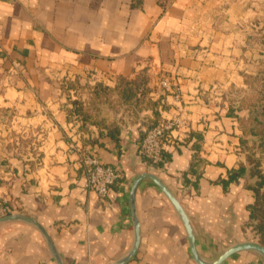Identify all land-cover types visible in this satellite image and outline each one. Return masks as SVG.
Returning <instances> with one entry per match:
<instances>
[{"label":"crops","instance_id":"1","mask_svg":"<svg viewBox=\"0 0 264 264\" xmlns=\"http://www.w3.org/2000/svg\"><path fill=\"white\" fill-rule=\"evenodd\" d=\"M174 117L185 127L152 166L140 142ZM80 149L121 172L103 199L85 188ZM146 172L179 200L204 257L264 245V0H0V201L10 213L40 223L64 264H111L132 244L130 194ZM135 205L141 243L128 264H195L150 180ZM0 264L57 263L34 226L12 221L0 225ZM224 264L264 263L241 252Z\"/></svg>","mask_w":264,"mask_h":264},{"label":"water","instance_id":"2","mask_svg":"<svg viewBox=\"0 0 264 264\" xmlns=\"http://www.w3.org/2000/svg\"><path fill=\"white\" fill-rule=\"evenodd\" d=\"M144 180H150L152 183H154L169 201L177 218L180 220V222L182 223L185 229L190 256L195 264H224L232 256L241 252H252L258 255L264 263V245H262L260 242H257L255 240L235 242L230 246L226 247L225 249L221 250L220 252H213L210 258L204 257L199 252L197 247L198 237L194 229V226L189 216L185 212L184 208L182 207L181 203L179 202V200L175 197V195L172 193V191L168 188V186L164 183V181L160 177H158L156 174H153L151 172H146L139 175L136 178L130 194V205H131L130 214L134 228L133 229L134 237L132 244L130 248L119 259L112 262L111 264H128L132 259H134V257L136 256L139 250L141 243V228H140V222L138 219L135 202H136V192L138 186ZM12 221H23L34 226L43 236L50 251V254L54 258L55 262L57 264H64L63 259L60 256L59 252L57 251L48 231L40 223H38L34 219L28 218L21 214L9 213L7 216L0 218V225Z\"/></svg>","mask_w":264,"mask_h":264},{"label":"built area","instance_id":"3","mask_svg":"<svg viewBox=\"0 0 264 264\" xmlns=\"http://www.w3.org/2000/svg\"><path fill=\"white\" fill-rule=\"evenodd\" d=\"M160 85L164 91L174 89L169 78H162ZM185 127V122L177 118H162L145 132L139 145L140 154L152 166H159L165 160L164 145L169 143L172 133ZM79 163L85 172V188L94 192L99 198L107 196L111 186L120 178L121 172L116 168L103 164L98 158L86 150H79ZM10 208L4 201H0V218L10 213Z\"/></svg>","mask_w":264,"mask_h":264},{"label":"rangeland","instance_id":"4","mask_svg":"<svg viewBox=\"0 0 264 264\" xmlns=\"http://www.w3.org/2000/svg\"><path fill=\"white\" fill-rule=\"evenodd\" d=\"M61 86H63L64 88H66L67 90H71V91H73V90H78V86H81L80 85V82H78V81H63L62 82V84H61ZM82 87V86H81ZM74 92V91H73ZM252 95V94H251ZM256 95L253 93V95L250 97V99L252 100V101H255L256 100ZM110 99H112V96L111 95H106L105 96V99H103L101 102H102V105H103V107H104V104L107 102V100H110ZM261 233V232H260ZM260 239L262 238L263 239V235L262 236H260L259 237Z\"/></svg>","mask_w":264,"mask_h":264},{"label":"trees","instance_id":"5","mask_svg":"<svg viewBox=\"0 0 264 264\" xmlns=\"http://www.w3.org/2000/svg\"><path fill=\"white\" fill-rule=\"evenodd\" d=\"M142 84V83H141ZM140 84V85H141ZM129 85V86H128ZM128 85H126V86H128V90H129V94L130 95H132V92H131V90H136L137 88L132 84H128ZM104 90H102L101 92H103ZM75 104H78V102L77 101H73ZM243 171V169H240V170H233L232 172H230V175H229V180H228V182H231V181H233V180H235L240 174H241V172ZM261 183L262 182H264V176L261 178ZM261 199V206L263 207V202H264V194L260 197ZM260 202V201H259ZM257 209H258V207H257ZM256 209V210H257Z\"/></svg>","mask_w":264,"mask_h":264}]
</instances>
